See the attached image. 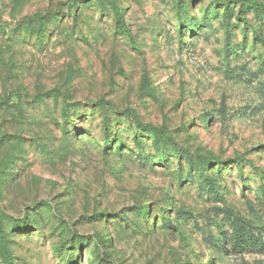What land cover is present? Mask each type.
<instances>
[{
    "label": "rangeland",
    "instance_id": "374dc122",
    "mask_svg": "<svg viewBox=\"0 0 264 264\" xmlns=\"http://www.w3.org/2000/svg\"><path fill=\"white\" fill-rule=\"evenodd\" d=\"M69 1L0 0V264H264V15Z\"/></svg>",
    "mask_w": 264,
    "mask_h": 264
},
{
    "label": "trees",
    "instance_id": "16d2710c",
    "mask_svg": "<svg viewBox=\"0 0 264 264\" xmlns=\"http://www.w3.org/2000/svg\"><path fill=\"white\" fill-rule=\"evenodd\" d=\"M231 1H234V0H215V2L217 4H222L223 6H227V4ZM180 2H181V0H180ZM237 2L247 6L248 8L252 9L253 11H255L257 13H261L264 15V4L254 2L251 0H243V1H237ZM72 5H73V1L70 0L68 2V6L71 7ZM50 15H51V13L48 14L46 17L50 19L52 17ZM115 15L117 18L116 21L119 23V26H120V34L124 35V36L129 35V30L125 26L124 21H123V17L119 14V11L117 8H115ZM223 17H224V23H226V25H229V15L226 12H224ZM47 30H48V28L40 20H36V25L32 26L28 17H23L20 20V22L18 21L17 23H15V25L13 27L10 28V32L12 35L13 34H18L19 36H21V35L28 36L29 35L31 38L36 40V43L38 45L44 44V38L46 36L45 34H46ZM0 31H4V28H2V26H0ZM44 107H47V105L45 104ZM18 109H20V108H18ZM118 114L123 116L124 121H127V122H124L125 124L126 123L128 124L125 127L128 131L133 132L132 134L134 136V140L136 141V145H139L140 137H142V135H143V137H150L149 141L151 143V146L153 149H155L157 151L159 148L162 149V148H165L166 146L174 143L172 137L168 134L166 129L155 127L148 122L147 123L142 122L138 118V116L134 114L133 111L126 109L124 111L118 112ZM67 115H68L67 108L63 107L61 110V116H62L61 120L63 122L60 125V128L63 130V132H65L66 124L68 123ZM106 132H107V129H106ZM181 153H179V155H181ZM144 213L146 214L147 212L144 211ZM0 224H1V222H0ZM236 235H237L236 236L237 238H235L233 248L237 249V250H241L244 248L245 242L239 234H236ZM77 244H80V243L77 242Z\"/></svg>",
    "mask_w": 264,
    "mask_h": 264
}]
</instances>
